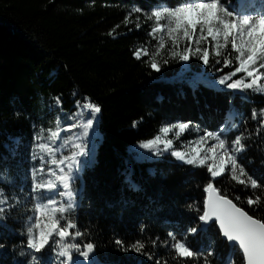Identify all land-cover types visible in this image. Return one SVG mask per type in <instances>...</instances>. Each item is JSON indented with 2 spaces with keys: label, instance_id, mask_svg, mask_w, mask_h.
Segmentation results:
<instances>
[{
  "label": "trees",
  "instance_id": "trees-1",
  "mask_svg": "<svg viewBox=\"0 0 264 264\" xmlns=\"http://www.w3.org/2000/svg\"><path fill=\"white\" fill-rule=\"evenodd\" d=\"M238 1L221 3L235 11ZM184 2L0 0V189L9 203L19 200L0 218V264H28L29 257L20 252L26 250L31 215V170L39 165L33 159L35 137L42 129L56 130L58 116L62 143L64 113L84 112L76 101L82 104L85 98L101 111L89 135L75 140L85 143L89 154L79 158L80 170L73 182L75 207L68 216L84 233L78 241L95 244L92 264H156L157 260L204 264L203 258L173 259L169 233L186 240L197 252L213 250L215 255L208 258L211 264H242L239 251L221 237L215 223L196 234H189L188 229L200 223L198 212L203 210L207 183L262 219L264 204L249 207L246 200L264 189L237 184L228 172L212 178L206 167L177 160L170 151L154 155L140 147L166 124L191 122L206 133L226 128L222 138L229 142L243 134L246 147L237 154L239 162L264 185V128L259 116L252 119L253 110L264 109V94L218 83L236 65L224 67L216 63L221 58L211 56L209 65L195 57L187 62L173 59L167 54L169 43L157 57L160 71L149 66L150 55L139 59L134 55L144 47L151 54L155 43L148 35L153 22L146 14L159 6L174 8ZM255 3L264 9V0L247 1L244 7ZM134 8L141 12H133ZM125 16L131 23H124ZM87 118L90 114L84 112L83 119ZM74 130L76 136L82 132ZM193 134L188 131L179 139H192ZM172 140L173 148H178V139ZM72 151L69 143L63 153ZM117 239L124 247L143 241V251L153 258L130 248L123 250L115 244ZM37 255L43 264H57L51 248Z\"/></svg>",
  "mask_w": 264,
  "mask_h": 264
},
{
  "label": "snow or ice",
  "instance_id": "snow-or-ice-1",
  "mask_svg": "<svg viewBox=\"0 0 264 264\" xmlns=\"http://www.w3.org/2000/svg\"><path fill=\"white\" fill-rule=\"evenodd\" d=\"M133 12H141L140 8L132 9ZM146 19L152 21L151 31L148 35L157 41L155 51L149 54L148 49H137L134 55L139 59L141 55H150L149 66L155 71H160L157 57L162 55L166 44L171 48L167 54L180 61H189L191 57L209 65L210 56L218 57L216 63H222L224 67H234L233 71L222 76L218 83L228 89H249L264 94V9L259 11H234L229 10L221 3V0H185L177 7L159 6L154 8ZM124 23H131L125 16ZM139 28L140 24L137 23ZM112 33H110L111 35ZM183 42V47H181ZM205 45H210L205 46ZM167 63V60L164 61ZM237 74L240 78L233 79ZM73 95H76L73 93ZM57 104L60 103L57 98ZM78 109L90 114V118L83 119L84 112L71 114L68 119L80 116V120L68 126L66 130L81 128L82 132L75 138L68 137L59 147H54L60 139V118L57 117L56 130L49 129L46 137L48 142H40L45 139L43 135L35 137L33 159L40 160V167L31 170V207L26 228V243L20 252L21 256H28V264H43L41 257L46 248H51L57 258V264H81L82 258L86 264H92L93 253L96 246L92 242H79L78 238L84 235L77 230V224L68 216L75 207V192L73 182L76 173L80 170L79 157L87 156L88 150L85 143H76L75 140H83L89 135V130L94 126V119L101 111L100 107L87 98L81 104L76 101ZM260 117V127L264 128V109L252 111V119ZM135 126V125H134ZM191 126V122H176L160 127L159 133L152 139L142 142L141 148L150 150L154 155L170 151L171 155L187 164L206 167L213 178L229 173L230 179L237 184L252 189H264L245 170L239 162L238 153L245 150L243 134L235 136L230 142L222 138L226 128L220 133L208 132L199 139L188 142L187 151L173 148V140L168 138L172 133L179 139ZM235 125H233L234 127ZM260 129H257L259 131ZM44 130L42 129V132ZM213 143L205 147L208 141ZM71 143L74 151L68 156L57 157L60 148ZM161 145L163 146L161 148ZM47 158V159H46ZM210 161V162H209ZM48 166L47 169L45 166ZM54 166V167H52ZM46 177V178H45ZM207 197L204 200L202 212H198L199 224L188 229L189 234H196L202 230L203 225L215 222L219 227V233L242 257V264H264V219L255 217L239 207L226 194H222L212 182L204 187ZM57 197L64 198V202ZM237 200L240 197H236ZM19 203H9V197L0 189V218L4 213ZM249 207L264 204V191L254 193L246 200ZM189 207H193L189 205ZM143 226L141 231H143ZM170 247L174 252L173 259L181 262L203 258L204 264H211L208 259L215 255L213 250L206 254L193 250L186 240H179L172 234ZM167 244V241L164 242ZM115 244L128 251L129 248L138 253H143L152 259V255L145 253V243L137 240L128 247H124L122 240H115ZM155 245L156 241H152ZM76 254V255H74ZM156 264H161L157 260ZM166 264V262H165ZM225 264H235L234 261H226Z\"/></svg>",
  "mask_w": 264,
  "mask_h": 264
},
{
  "label": "rangeland",
  "instance_id": "rangeland-1",
  "mask_svg": "<svg viewBox=\"0 0 264 264\" xmlns=\"http://www.w3.org/2000/svg\"><path fill=\"white\" fill-rule=\"evenodd\" d=\"M251 2L252 0H239L238 1V4H237V10H235V11H244V10H247V11H253V10H256V11H259V10H261L262 8L260 7V3H255V5H254V7H251V8H245L244 6H245V4H246V2ZM156 44H157V41L155 40V43H154V45L152 46V52H154L155 51V47H156ZM169 45H170V47L169 48H171V44L169 43ZM181 47H183V42H182V45H181ZM144 48H146V47H144ZM146 49H148V48H146ZM149 52H150V50H148ZM143 55V54H142ZM75 110H72L71 112H69V113H64V120L67 122L66 123V125L64 126V128L65 129H67L68 128V126L69 125H71L72 123H74L76 120H80V116H77V117H75L74 119H68V117L71 115V114H73V112H74ZM79 111H82V109H79ZM98 116V114L96 115V117ZM57 117L58 116H56V119H55V122L57 121ZM50 129H52V128H50ZM47 130H49V129H46V130H44L43 132H42V130L39 132V135H43L44 137H45V139L44 140H42V141H40V142H48V143H50V141H47V139H46V137H47V135H48V131ZM52 130H55V129H52ZM188 131H190V132H194V134H193V137H192V139H189V140H180V139H178V145H179V147L178 148H176V150H180V151H187V145H188V142H190V141H195V140H197V139H199V137L201 136V135H204L206 132H204V131H202V130H199L195 125H192L191 124V126H190V128L185 132V133H187ZM76 133H77V130H74V128H72L70 131H68V130H66L65 132H64V134H63V138L64 139H66V138H68V137H73V138H75L76 137ZM79 134V133H78ZM168 138L169 139H176L175 137H174V135L172 134V133H169V135H168ZM152 139V138H151ZM61 141H62V135H61V133H60V139H58L57 140V143H56V145H54V147H59L60 145H61ZM36 143H37V141H36ZM213 143H215L214 141H212V140H209L208 141V143H207V145H205V147H209V146H211ZM63 150H64V147H62V148H60V150L57 152V157H60V156H68V155H70L71 154V152H69V153H63ZM61 151H62V153H61ZM60 153V154H59ZM60 155V156H59ZM170 155H171V152H170ZM80 158V157H79ZM175 158V157H174ZM47 159V158H46ZM178 160V159H177ZM181 161V160H180ZM210 162V161H209ZM38 166L36 167V168H39L40 167V160L38 159ZM46 167V169H47V165L45 166ZM52 167H54V166H52ZM210 176H211V174H210ZM212 177V176H211ZM46 178V177H45ZM213 178V177H212ZM57 199L58 200H61L62 202H64V198H62V197H57ZM86 263V262H85Z\"/></svg>",
  "mask_w": 264,
  "mask_h": 264
},
{
  "label": "water",
  "instance_id": "water-1",
  "mask_svg": "<svg viewBox=\"0 0 264 264\" xmlns=\"http://www.w3.org/2000/svg\"><path fill=\"white\" fill-rule=\"evenodd\" d=\"M214 185V184H213ZM215 186V185H214ZM206 197H207V193H206ZM206 199V198H205ZM211 223H215L214 221L213 222H211ZM210 223V224H211ZM210 224H208V225H203L202 226V228H206L207 226H209ZM215 225L217 226V228H218V230H219V227H218V225L215 223ZM221 237L228 243V245L231 247V248H233L232 247V245L221 235Z\"/></svg>",
  "mask_w": 264,
  "mask_h": 264
}]
</instances>
